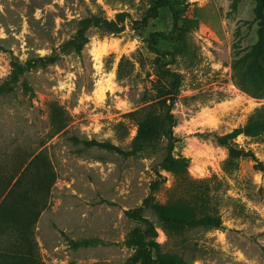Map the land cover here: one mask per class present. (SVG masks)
I'll list each match as a JSON object with an SVG mask.
<instances>
[{
  "label": "rangeland",
  "instance_id": "1",
  "mask_svg": "<svg viewBox=\"0 0 264 264\" xmlns=\"http://www.w3.org/2000/svg\"><path fill=\"white\" fill-rule=\"evenodd\" d=\"M181 1L191 31L170 41L158 38L156 46L174 56L169 68L183 76L173 110V156L189 161L184 177L164 165L165 139L130 158L84 144L130 149L138 127L130 114L155 99V54L147 40L153 32L171 33L169 9L137 31L134 21L149 0H0V85L14 59L51 54L75 35L81 19L101 12L109 19L130 15L123 33L92 29L82 53L26 74L14 91L0 95V217L40 213L33 232L43 264H125L133 254L127 236L140 226L126 212L142 205L154 182L161 204L192 201L205 183L222 218L219 229L167 231L156 212L146 210L163 252L189 264H264V136L233 141L252 156L231 173L224 169L228 148L218 139L264 106L244 62L259 42V0ZM53 106L68 120L61 133L52 124ZM40 152L44 166L30 164ZM52 174L56 183L43 194L39 183L49 184ZM15 236L11 221L0 223V252L11 248Z\"/></svg>",
  "mask_w": 264,
  "mask_h": 264
},
{
  "label": "trees",
  "instance_id": "2",
  "mask_svg": "<svg viewBox=\"0 0 264 264\" xmlns=\"http://www.w3.org/2000/svg\"><path fill=\"white\" fill-rule=\"evenodd\" d=\"M165 8L169 9L173 16L171 33L153 32L147 40L149 50L155 54L153 60L156 76V80L153 82L155 99L150 105L130 114L138 118L137 132L130 149L123 150L109 142L94 140L86 141L84 144L87 147H98L130 158L155 148L165 139L168 145V157L164 165L175 175L184 177L190 167L189 161L185 158L176 159L173 156L176 147L174 128L177 125L173 110L182 86L183 76L169 68L174 64L175 58L172 54L161 52L157 48L156 42L158 38L170 41L178 33L190 32L193 24L184 18L186 8L183 1L149 0L148 10L140 20L134 21V28L140 31L148 26L152 20L159 18L160 10ZM256 14L261 22L259 42L251 48L244 62L249 83L258 91L256 95L264 96V0H259ZM128 19H130V15L126 12L118 13L114 19H109L102 12L81 19L78 22L75 35L51 54L31 57L25 61L14 59L9 78L0 85V95L14 91L19 79L26 74L56 65L64 55L82 53L90 42L88 33L92 29H98L105 35H119L125 31ZM167 56L171 57L168 61L165 60ZM24 87L25 90H30L26 83ZM51 120L57 133L63 132L67 127L68 120L59 107L53 106ZM240 135L251 139L264 136V106L256 108L244 126L218 138L219 143L228 148L224 169L230 173L238 169L240 159L252 156L250 152L239 150L233 144V141ZM44 160V153L40 152L30 164L44 166ZM261 169L264 168L261 166ZM43 180L47 181L46 174L43 175ZM56 180L55 174H52L50 183L45 186L42 185L43 183H39V189L41 188L43 194L49 195ZM158 189L159 182H154L149 196L142 205L126 212L127 218L140 226L132 229L127 236L126 244L133 250V254L125 264H189L178 255L163 252L161 244L157 241L159 236L157 227L144 216L146 210H154L167 231L194 228L219 229L222 226V218L216 208V197L211 194L212 189L205 183H201V186L197 188V193L192 201L177 200L166 204L158 203L155 196ZM13 214L4 213L0 217V223L7 225V221H11L12 227L16 230L11 248L0 252V264H43L33 232L40 213L37 212L34 218Z\"/></svg>",
  "mask_w": 264,
  "mask_h": 264
}]
</instances>
